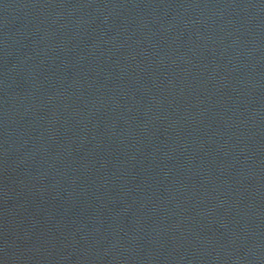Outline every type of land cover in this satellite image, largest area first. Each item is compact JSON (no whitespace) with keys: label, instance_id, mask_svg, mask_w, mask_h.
<instances>
[{"label":"water","instance_id":"obj_1","mask_svg":"<svg viewBox=\"0 0 264 264\" xmlns=\"http://www.w3.org/2000/svg\"><path fill=\"white\" fill-rule=\"evenodd\" d=\"M0 264H264V0H0Z\"/></svg>","mask_w":264,"mask_h":264}]
</instances>
